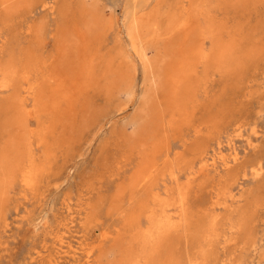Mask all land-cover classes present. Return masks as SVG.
Instances as JSON below:
<instances>
[{"label": "rangeland", "instance_id": "374dc122", "mask_svg": "<svg viewBox=\"0 0 264 264\" xmlns=\"http://www.w3.org/2000/svg\"><path fill=\"white\" fill-rule=\"evenodd\" d=\"M209 3L214 6L217 1ZM188 7V0H27L18 11L13 10L16 14L0 4V65L12 58L20 68L26 65L30 71L28 80L21 81L14 91L0 92V152L7 132H11L6 124L14 95L21 98L24 89L36 86L38 77L47 75L56 56L55 41L64 30L81 25L80 13L85 15L87 9H92L101 15L97 32L86 46L96 56L97 78L83 96L85 99L77 102L73 115L63 125L56 122L51 132L45 125L51 122L48 114L38 112L29 119L31 154L23 162L26 166L32 164L36 174L30 187L23 186L19 177L3 188L0 264H85V253L91 247L94 251L90 264H110L105 256L112 255L119 260L116 242H125L126 238L121 241L115 237L131 235L132 228L126 226V221L147 197L143 190L136 193L137 189L130 188L132 176L141 155L148 156L154 139H160L164 132L165 146L157 154L156 165L158 170L171 167L176 180L167 175L158 177L151 191L161 195L168 188L175 191L178 184L194 176L189 205L192 212H198L192 215L193 233L186 234L183 228L177 233L179 239L173 236L168 255L175 264H189L191 260L200 264H264V0H249L237 6L227 3L213 10L230 30L242 33V53L247 52L236 68L240 71L219 75L212 67L204 66L203 70L200 65L193 96L186 105L190 115H177L173 126H169V113L162 111V125L153 131L152 143L139 144L137 149L127 139L133 133L128 123L136 113L144 84L141 60L130 49L126 26L133 17H152L153 25L140 41L146 56H151L152 45L161 41L167 26L183 16ZM210 46L206 41L205 49ZM106 59H112L113 70L127 69L133 76L129 93L114 88L104 78ZM156 95L159 106L164 107V95L161 91ZM32 102V97L26 100L28 109H33ZM228 142L239 153L235 166L224 169L217 163L214 168L200 170L199 158L192 160L193 156L211 160L219 147L228 156ZM182 156L186 166L178 170ZM167 160L169 164L164 165ZM258 166L261 171L255 176L251 170ZM223 193L226 195L220 201L224 206L212 207L211 197ZM215 214L220 221L218 237L208 248L199 232ZM143 217L138 221L141 228L146 226Z\"/></svg>", "mask_w": 264, "mask_h": 264}, {"label": "bare ground", "instance_id": "6f19581e", "mask_svg": "<svg viewBox=\"0 0 264 264\" xmlns=\"http://www.w3.org/2000/svg\"><path fill=\"white\" fill-rule=\"evenodd\" d=\"M26 1L27 0H0V4L6 11H18L17 8H19L21 4L23 5ZM28 1L30 2L32 0ZM209 1L210 0H188V2L191 3V7L184 9V15L179 16L175 22H171V25L167 26V31L165 30L166 32L163 33L161 41L155 42L154 45H152L154 54L151 56H146V48H141L140 41L150 28V25H153V23H151L152 17H133L128 22L126 26V36L129 41L130 49L133 52H136L140 57L144 84V90L140 101L138 102L136 113L131 118L130 123H128L133 127V133L132 135L128 136L127 139L133 141L134 145L136 144L134 146L135 148H137L136 146H139V144L146 146V143L152 141L151 139L155 134L153 131H156L155 128L158 127L159 129L162 125L163 112L169 113V119L167 118L169 121V126H173L176 117L185 116L186 118L190 115L186 105L189 98L193 96L197 82V68L200 65L203 66V70L204 66L212 67V69L219 73V75L220 73L229 74L228 72L232 71H234L235 74V70L237 66H239L243 54L247 52L246 50L242 53V42L244 39L242 33L239 30H230L224 18H218L216 11L213 10L217 8L219 9L220 6H225L227 3H232L233 6H237L249 0H216L217 4L214 6H211ZM80 14L81 21H79L81 25L75 26L72 28V30H70V28L68 30H64L55 41L56 56L54 57L52 64H50L47 75H40V77L37 79L38 83L36 86L30 88L25 87L26 89L23 91L24 95H22L21 98H19L20 96L18 95H14V98L11 100L12 104L10 119L8 118L9 115L6 116V118L9 119V122L6 125L10 126L11 132H7L8 138L6 141L3 140L5 143L4 146H2L0 152V196L3 194L4 186L11 182L13 183V181H15L17 178L19 179V177L21 178V181L19 182H22L23 186L30 187L33 185L36 169L32 164L26 166L23 162L25 156H28L30 153L31 146L28 138L30 130H28L27 127L29 119L33 116V114L38 112L48 114L50 116L51 122H49V125L48 123L45 125H47L46 129L51 132L54 129L56 122L62 123L71 117V115H73L77 102L84 95H86V93H88L89 89H91L95 82L94 80L97 78V76H95L96 56L89 52L86 49V46L89 43V39L92 38V34L94 35V33L97 32L101 15H99L96 10L92 9H87V13H85V15H83V13ZM206 41H209L211 44L208 50L205 49ZM254 57L256 56L254 55ZM111 60L112 59H106L105 61L103 71V74L105 75L104 78L107 79L109 85L129 93L132 87L133 76H129L130 72L128 73L127 69L124 70L122 68H116L117 70H113L114 67H112ZM29 74L30 71L28 66L23 65L20 68L14 59H9L6 63L0 65V92L13 89L15 90L16 86L21 81L25 82V80H28ZM204 74L206 75V73ZM159 91H161L165 97L166 105H164L162 108L159 106L157 101L156 94ZM30 97H32L33 100V109H28L26 107L25 102ZM4 120L7 121L5 117ZM6 121H3L4 125ZM42 124L44 123L42 122ZM45 125H43L44 128ZM38 126L40 127V125ZM38 126L36 127L38 128ZM4 128L7 130V127ZM6 130H2L4 134H6ZM163 135L160 139L157 137L154 139L155 142H153L151 146L152 149L150 148L151 150L149 155L145 153L148 156L141 155V161L138 158L140 164L138 167H136V171L131 179V186H129L132 190L137 189L138 191L136 190V193L143 190L147 197L143 203L138 204V207L136 206L135 210L137 211L133 213L126 221V226H128L129 229L132 228L131 231L133 232H131V235L129 237L124 236L119 238V236H121L120 234L117 236V238L115 237V239H119L121 241L126 238L125 242H116V244H118L117 252L121 256L119 260L113 258L115 255H112L113 257L111 258L105 256L106 254L103 255L111 260L109 262L110 264H175L174 259H172L171 255L169 256L168 252L166 251L168 248H170L169 243L172 237L174 236L177 238V233L183 228L185 229L186 234L193 233V227H191V223L195 215L193 218L192 215L198 212H192L190 210L192 205H189V200L190 191L193 188L195 177L190 176L187 182L178 184L175 187V191H170L171 189L169 190L168 186V190L163 192V195L159 193H153L151 191V187L155 185L156 179L158 177L167 175V177L169 176L171 179L176 180V173L171 167L168 169L158 170L156 165L157 154H159L163 146H165V143L163 142L165 137ZM248 143L250 145V141H248ZM166 146L168 145L166 144ZM131 147L134 148L133 146ZM228 147L231 150V153L228 156L223 155L221 147H219L217 154H215L214 158L211 157V160H208L205 156H193L192 160L199 158V162L201 163L199 168L200 170H206L209 167L214 168L217 163H220L224 169H229L231 165L237 163L239 153L233 143L228 142ZM168 161L169 160L166 162L164 161L166 164H164V162L163 164L168 165L170 162ZM174 161L176 160L174 159ZM185 166L186 160L185 158L183 159L182 156V158H179L178 160L177 168L179 170ZM165 168H167V166H165ZM251 171L253 175L258 176L261 169L258 166L253 167ZM35 180H37V177ZM225 195L226 194L224 193L214 195V197H211L210 205L212 207L223 205L221 204L220 198L222 196L224 197ZM141 215H143L146 219V226L142 228L138 225ZM198 223L199 222H197V225ZM219 225V218L215 214L209 218L204 230L199 232L203 242L209 246L208 248H210L212 242L218 237ZM61 238L62 237H59V242L60 244H63ZM106 238L109 237L105 236V239ZM177 239H179V237ZM232 240L234 239L232 238ZM173 246L175 245L173 244ZM68 247L70 248L69 245ZM174 249L172 253L173 255ZM93 251L94 247H91L89 251L85 253V264H90V258ZM112 253L114 254L115 252ZM175 258H177V256H175ZM203 259L205 261V256ZM189 264L200 263L198 260H191L189 261Z\"/></svg>", "mask_w": 264, "mask_h": 264}]
</instances>
